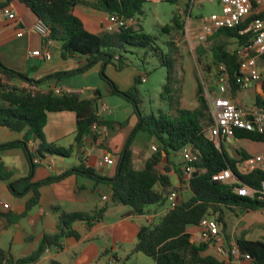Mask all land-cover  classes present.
<instances>
[{
	"label": "trees",
	"instance_id": "obj_1",
	"mask_svg": "<svg viewBox=\"0 0 264 264\" xmlns=\"http://www.w3.org/2000/svg\"><path fill=\"white\" fill-rule=\"evenodd\" d=\"M147 1L0 0V11L14 2H19L28 8L37 21L49 29V36L44 39L45 42L52 41L60 45L63 59L77 57L83 60L81 66L75 70L55 73L38 82L30 80L26 74L7 68L0 60V127L24 134L21 141L0 146V152L13 147L23 149L31 164V171H34L38 166L35 163L36 159L41 160L45 155L68 159L72 156L74 149L79 151L83 147L86 138L93 144L100 142L99 146L103 148L105 134L98 135L93 130V126H102L106 128V131H112L115 122L101 119L96 114V104L102 98L100 92L93 91L92 97L86 98L79 93L56 94L52 90L38 89L40 85L51 79L60 80L65 76L85 74L97 64L101 65V77L110 94L131 104L137 120L136 126L118 154V164L121 160L122 164L114 178L109 179L98 175L93 168L85 165L82 155L79 154L78 164L67 169L62 175L51 176L38 183H31L30 175L11 183L9 189L16 197L33 192L32 198L26 203L25 212L20 217L26 216L38 204L40 187L70 175L83 176L95 183L109 185L112 189V203L129 207L130 215L133 216L157 213L166 206L169 195L176 192L178 198L174 207L167 210L157 225L148 223L138 228L133 253H142L154 264H222L212 256L203 255L207 244H190L191 235L187 232V228L198 227L202 220L210 219L217 225L218 235L223 238L225 245L229 246L230 237L225 220L227 212H256L264 208V201L237 196L231 186L214 181L213 176L230 169L241 184L259 189L264 181V172L253 170L247 174H241L237 165L245 160L246 156L229 157L223 146L218 149L208 139L206 134L213 124V118L199 79L196 78V108L194 110L179 108L181 90L178 87L173 58V52L177 48L175 41L167 37L171 34L184 36V22L178 14H174L170 24L161 28L164 39L145 34L140 25L137 28L128 26L108 32L104 30L103 24L98 33H91L75 12L76 7H84L106 16L117 15L124 19H132L134 22L143 16L142 7ZM164 1L173 4L179 2V0ZM250 1L253 13L246 20L234 29L215 30L207 39L210 43L212 64L206 65L204 72L207 75L213 74L217 79L220 73L219 68L224 67L227 96L230 99H235L236 94L242 90L236 83L239 76L237 50L246 45L250 39L249 34L240 35L239 32L256 17V2ZM193 5L194 0H188L187 13H190ZM230 40L234 43V50L229 49ZM126 55L134 56L139 60V64L135 66L142 75L135 76L133 85L129 89L120 91L116 84L105 75L104 67L115 64L117 69H122L127 63ZM198 57V62L202 64L201 55L199 54ZM262 58L264 59V56ZM153 59L166 69V84L163 87L162 98L169 107L167 114L155 115L153 112L146 114L140 110L143 102L138 86L147 77L146 66ZM256 108L264 111V103L259 97L256 98ZM61 112H71L76 118L74 145L68 148L46 142L43 135L47 115ZM137 133H146L157 143L156 151L145 161L140 170L132 166V143ZM235 138L264 142V134L243 130H237ZM29 141L37 143L35 150L29 149ZM185 147L190 148L196 156V161L192 163L194 171L188 181L190 197L183 200L179 195L180 187L173 185L169 173L170 165H172L170 155L179 153ZM159 167H162V171ZM174 172L179 182L184 183L183 168L176 167ZM9 178L10 174L0 166V180L7 181ZM150 207H154L155 210ZM106 208L107 206H104L89 213L60 212L57 233L44 235L39 247L31 255L23 258L14 259L9 250L0 248V264L36 263L47 249L59 246L63 237H78L72 229L75 222H101ZM53 210L60 211L57 207ZM236 245L241 254L249 256L250 264H264V240L242 239L237 240ZM188 246H190L189 255L185 258L184 253Z\"/></svg>",
	"mask_w": 264,
	"mask_h": 264
},
{
	"label": "crops",
	"instance_id": "obj_2",
	"mask_svg": "<svg viewBox=\"0 0 264 264\" xmlns=\"http://www.w3.org/2000/svg\"><path fill=\"white\" fill-rule=\"evenodd\" d=\"M158 1V0H156ZM15 15V20H9L0 11V60L9 69L16 72L26 74L32 81H39L49 75L75 70L81 66L82 59L77 57H68L63 59L61 56V47L56 42L46 44L45 40L37 33L29 32V29L37 24V19L19 2L11 3L8 7ZM76 14L83 20L87 30L90 27L97 26L98 15L103 13L94 11L89 8L76 7ZM99 20V28L105 24L106 15ZM96 28V27H95ZM20 31V36H17ZM35 51L41 53L40 56H31ZM43 52L50 55L48 60L42 57ZM257 66L261 75L260 82H254L247 88L242 89L236 94L235 99H231L236 106L240 108L255 110L256 98L259 97L264 103V71L261 67V59L257 60ZM101 73V65H95L85 74H81L78 82L71 80H55L51 79L39 86V90H52L56 94L63 92L79 93L82 96L89 92L86 98L93 95V91L100 92L101 96L111 97L108 87L103 80L96 81V75ZM105 75L112 80L120 91H126L134 82L137 75H142L136 66L127 60L126 65L122 69H117L115 64H109L104 67ZM71 77H75L71 76ZM76 76V78L78 79ZM89 77H93V80ZM95 77V79H94ZM146 80V79H145ZM19 85V84H18ZM20 86V85H19ZM253 89L255 95V103L251 107H246L243 100L239 99V94H243L244 98L248 96V91ZM217 90V89H216ZM103 93H102V92ZM97 105V104H96ZM99 108L96 114L101 119L112 120L115 122L114 130L105 131V141L100 147V142L91 143L88 138L85 139L83 147L78 151L74 149L70 158L64 159L55 156L45 155L41 160L36 159L38 166L31 171V164L27 159L26 153L19 147H13L0 152V166L10 174L7 181L0 180V248L9 250L14 259L23 258L31 255L40 245L44 235L54 234L58 232L57 223L60 212H92L104 206H107L103 220L101 222H75L72 229L77 233L78 237H63L59 246L47 249L39 260L34 264H101V256L108 255L106 264H116L119 258L109 255L107 247H102L97 242L105 239L107 243L112 244L111 250L114 251L116 243H132L136 239L138 228L141 225L152 223V218L157 213H150L142 216L130 215V210L122 213L119 212L112 222H107V213L109 210L108 203L116 207L112 203V189L109 185L103 183H95L93 180L79 175H70L60 181L45 185L39 188V202L32 208L26 216L20 217L25 212L26 203L32 198L33 192L30 191L22 197H16L10 192V184L21 179L32 176L31 183H38L51 176H60L67 169L78 164V156L82 155L83 161L87 167L93 168L96 173L102 177L112 179L118 171V154L122 151L125 141L130 132L136 126V117L133 112L127 119H110L107 114H100L102 106V98L99 100ZM197 103H195V107ZM106 115V117L104 116ZM76 130L75 114L71 112L50 113L47 115V122L43 128V135L48 143H55L59 147L68 148L74 145V137ZM109 135V136H108ZM24 134L13 132L7 128L0 127V146L17 143L23 139ZM102 140V138H101ZM239 151L235 150V155L240 158L241 155L246 159L256 155L264 154V142H255L249 139H236ZM148 145L147 149L142 146ZM31 151L35 150L37 143L28 142ZM157 147L155 139L146 133H137L132 143V166L136 170L143 168L145 161L152 155L151 148ZM108 153L114 160V165H105L101 163L102 156ZM240 153V154H239ZM173 155V154H172ZM171 171L169 176L176 177V187L179 185L178 176L174 172V168L178 167L171 159ZM136 156V158H134ZM140 162H136V159ZM245 159V160H246ZM243 160L237 165V168H244ZM138 163V164H136ZM175 167H172L174 166ZM183 168V166H179ZM182 198L186 200L190 197L189 190H180ZM4 205L7 207L5 208ZM59 208V212L53 208ZM166 209V208H165ZM164 208L159 213L163 216ZM253 212H244L241 217L236 218L234 227L229 231L231 245H236L237 240L249 235L252 227L243 225L248 215ZM260 216V214L256 211ZM263 220L264 218L260 216ZM144 220L145 223H136L135 220ZM187 232L191 235L190 244H202L199 239L198 227H188ZM239 236V237H238ZM245 240H251L245 238ZM254 241V240H253ZM106 243V244H107ZM136 242L134 243V245ZM190 248V246H188ZM187 247V248H188ZM185 258H188L189 249L185 251ZM204 256H212L222 264H228L227 260H222L214 246L207 245L203 251ZM241 264H250L247 261H241Z\"/></svg>",
	"mask_w": 264,
	"mask_h": 264
},
{
	"label": "built area",
	"instance_id": "obj_3",
	"mask_svg": "<svg viewBox=\"0 0 264 264\" xmlns=\"http://www.w3.org/2000/svg\"><path fill=\"white\" fill-rule=\"evenodd\" d=\"M212 1V0H207ZM220 4V13L211 14L208 17L200 18L199 27L196 30V40L204 43L215 30L226 28L234 29L241 22L246 20L253 13V6L250 0H218ZM257 5L256 17L248 23L245 29L239 32L240 35L249 34V42L237 50V58L239 64V76L236 83L241 89L247 88L254 82L261 81V75L257 66V60L264 56V0H255ZM2 13L9 19L15 20L13 12L6 8ZM132 19H124L117 15H107L104 24V30L113 32L119 28H125L132 25ZM29 32L37 33L43 39L48 38L49 29L41 22H37ZM188 30L185 28V37ZM17 36H20V31ZM52 41H47L49 44ZM39 51H35L31 56H40ZM42 57L46 60L50 55L43 52ZM220 73L215 81L218 96L207 97L209 110L213 118V124L207 132V137L213 142L216 148L220 149L223 144H228L231 139H235V132L243 130L248 132H256L264 134V111L248 110L237 107L233 101L227 96V78L224 67L219 68ZM100 114H112L106 107L102 106ZM100 117V115H99ZM93 130L98 135H103L106 131L105 127L93 126ZM152 152L156 151L155 147L151 148ZM179 154L183 160V178L184 183H180L178 187L183 190H189L188 181L194 171L192 165L196 161V156L191 152L190 148H183ZM101 163L105 165H114V160L110 154L105 153L102 156ZM245 167L238 169L241 174H247L253 170L264 172V154L247 158ZM213 180L231 186L234 194L240 197L256 198L264 201V181L259 189H253L239 182L237 176L230 170L226 169L213 176ZM178 194L173 192L168 197L169 207L163 212L166 214L169 208H173ZM6 208L7 206L4 205ZM264 218V208L257 211ZM199 239L201 243L212 245L215 247L218 256L222 260H227L228 264H241V261L250 263L248 255L239 252L237 245H225L224 240L218 235V228L214 221L204 219L198 226Z\"/></svg>",
	"mask_w": 264,
	"mask_h": 264
},
{
	"label": "rangeland",
	"instance_id": "obj_4",
	"mask_svg": "<svg viewBox=\"0 0 264 264\" xmlns=\"http://www.w3.org/2000/svg\"><path fill=\"white\" fill-rule=\"evenodd\" d=\"M187 4L188 0H179L178 4L165 2L164 0H148L142 7L144 12L143 16H141L139 20H134V22L130 26L137 28L140 25L145 34L154 35L164 39L161 28L167 24H170V21L174 14L179 15L181 21L184 22V32L185 28L188 30L187 36L185 37V35L178 36L177 34H171L167 38L173 39L177 48L173 52V58L176 77L178 79V87L181 90L179 108L182 110H194L196 108V78L199 79L206 98L208 96H218L215 84V76L213 74L207 75L204 72V68L206 67V65L212 64L210 43L209 40L204 43H199L196 40V30L199 27L200 18L208 17L211 14H219L221 8L218 0H194V5L190 13H187ZM97 15V18L101 17L100 19H103V14ZM100 19H97L98 24L100 23ZM98 24L97 26H95L96 28L90 27L89 31L96 32L99 28ZM229 42V49L234 50L235 46L233 41L230 40ZM199 54L201 55L202 64L198 62ZM125 58H127V60L134 65L139 64V60L134 56L126 55ZM259 59H261V67L264 71V59L262 57ZM146 72V80H144L138 86V90L143 102L140 106V110L146 114L153 112V114L155 115H158L159 113H169L167 102L162 98L163 87L166 84V69L161 67L157 60L153 59L149 61V65L146 66ZM76 76L78 77L79 75H75V77L65 76L61 78V80L64 81L65 79L71 80L72 82H78L81 77H78L77 79ZM89 78L93 80V77ZM99 80H102L101 73L99 75H96V81L99 82ZM88 94L89 92H86L84 96H87ZM238 97L239 99L243 100V103L246 107H251V105L255 103V95L253 89H250L248 91L247 97L244 98L243 94H239ZM102 103H104V105L111 111L112 115L110 114V119H127L133 112V106L127 103L124 99L117 96H102ZM99 106L100 105L98 101L96 109L99 108ZM104 116L106 117V115ZM105 143H107V141H105ZM222 146L229 157H234L235 150L239 151V146L235 139H231L228 144H223ZM142 147L144 149H147V143ZM235 157L239 158L238 155H235ZM134 158H136V156H134ZM163 159L165 160V156H163ZM171 159L175 164L178 163L176 164V166L178 167L184 165L182 156L179 153L173 154L171 156ZM139 160L140 159L137 158L136 162H140ZM172 167H175V165ZM159 170L162 171V167H159ZM171 181L173 185H176L177 182L175 176H171ZM179 195L182 198V194ZM108 205L109 210L107 213V222L109 223L112 222L116 217H118L119 212L124 213L128 210H131L127 206L115 204L116 207H114L111 203H108ZM168 207L169 203L167 202L164 209ZM150 209L155 210L154 207H150ZM160 212L161 209L158 210L157 215L152 218L151 222L154 225H157L160 222ZM243 213L244 212L241 211L227 212L225 220L229 231L234 227L237 221L236 218L241 217ZM135 222L145 223L143 219L135 220ZM243 225L252 227V230L249 232L248 236L244 235L241 239L249 238L254 241L264 240V220L256 212L250 213L247 219H245V221L243 222L242 226ZM135 242L136 239H134L132 243H116L114 251L111 250L112 244L107 243L105 239H100V241L97 243L102 247H107L110 256L114 255L119 258V261L116 264H154L150 258L146 257L142 253H133ZM187 249H189V247L186 248L185 251H187ZM107 257L108 255H102L100 257V263L106 264V262L104 263V260L106 261ZM43 264L50 263L45 262Z\"/></svg>",
	"mask_w": 264,
	"mask_h": 264
},
{
	"label": "water",
	"instance_id": "obj_5",
	"mask_svg": "<svg viewBox=\"0 0 264 264\" xmlns=\"http://www.w3.org/2000/svg\"><path fill=\"white\" fill-rule=\"evenodd\" d=\"M121 164H122V160H121L120 163L118 164V171L120 170Z\"/></svg>",
	"mask_w": 264,
	"mask_h": 264
}]
</instances>
